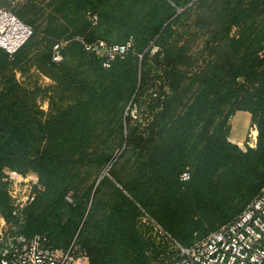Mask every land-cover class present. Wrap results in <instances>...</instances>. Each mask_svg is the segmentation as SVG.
Instances as JSON below:
<instances>
[{
    "label": "trees",
    "instance_id": "1",
    "mask_svg": "<svg viewBox=\"0 0 264 264\" xmlns=\"http://www.w3.org/2000/svg\"><path fill=\"white\" fill-rule=\"evenodd\" d=\"M68 1L75 15L95 13L106 2L124 10L102 14V26L110 20L103 28L129 33L106 40L133 35L135 45L106 67L76 39L98 40L99 21L83 22L80 31L71 23L40 31L16 12L34 33L13 54L0 47V212L17 231L42 234L53 246L76 239L87 264H166L177 241L144 221V213L173 224L178 242L188 246L234 220L264 186V0ZM190 2L199 6L200 28L189 33L205 39L198 53L190 41L176 47ZM70 32L82 50L81 67L52 56L54 44ZM41 35L47 44L40 68L52 82L28 85L18 71H25ZM196 77L199 89L182 87V79ZM239 110L249 111L259 129L257 146L247 150L230 140L229 120ZM133 151L141 164L127 179L115 165ZM111 163L113 178L101 177ZM7 168L36 173L44 186L20 214L4 178ZM186 169L189 179L182 178ZM175 204L192 215L187 229L168 216Z\"/></svg>",
    "mask_w": 264,
    "mask_h": 264
},
{
    "label": "built area",
    "instance_id": "2",
    "mask_svg": "<svg viewBox=\"0 0 264 264\" xmlns=\"http://www.w3.org/2000/svg\"><path fill=\"white\" fill-rule=\"evenodd\" d=\"M10 1L16 3V0ZM90 17L94 23L99 21L97 14L90 13ZM33 33V26L0 0V47L13 54ZM76 39L85 50L102 57L106 67L126 55L135 45L133 35L123 42L89 41L81 35ZM67 43L66 39H61L54 44L52 56L55 61L64 60ZM258 135L257 123L251 122L242 148L247 150L257 146ZM190 176L188 170L182 173L183 179ZM4 178L9 182L15 214H20L44 187L35 173L25 174L7 168ZM68 198L72 200L70 196ZM87 259L86 249L76 239L67 247L53 246L42 234L28 236L17 231L0 212V264H86ZM166 264H264V186L234 220L224 223L192 245L177 242V252Z\"/></svg>",
    "mask_w": 264,
    "mask_h": 264
},
{
    "label": "rangeland",
    "instance_id": "3",
    "mask_svg": "<svg viewBox=\"0 0 264 264\" xmlns=\"http://www.w3.org/2000/svg\"><path fill=\"white\" fill-rule=\"evenodd\" d=\"M4 3H6L7 6L11 7L15 12L21 11L25 14V18L28 21H32L35 26L40 28V31L46 30L52 23H55L58 26H62L59 24H65L70 23L75 30L80 31V29L83 27V22H87L91 20L90 14L87 15H75L73 8V3H69L68 0H16V3H12L10 0H4ZM107 5L101 7L97 6L93 9L94 14H97L99 17V22H102V14L103 16H110L112 13L111 10H114L112 4L110 2H106ZM129 6L133 5L132 3H128ZM73 5V6H72ZM189 6L192 5L193 9L191 10V17L186 16L184 17L183 21L184 24L180 26V30H185L184 27H187L186 30L184 31V34L180 36V39L178 38L176 42V47H182V44L186 41H190L189 43L191 46L194 48L195 53H198L200 51V48L204 46L205 44V39L201 37V33H197V37L195 35H190L189 31L190 29H194L195 27L196 31L199 30L200 24L196 22V19L194 18V15H197V11L199 10L198 5H194V2L188 3ZM93 7V6H91ZM119 9V8H118ZM184 8L179 6L178 12L183 11ZM117 13H125L124 10H114ZM197 13V14H196ZM112 15V14H111ZM110 20H104L103 23L104 26L101 24L98 27L99 31V39H108L112 41H121L126 38V36L129 34L127 31H124L125 28H103L105 27V24L108 25V22ZM111 23V22H110ZM109 23V25H110ZM82 25V26H81ZM71 32L64 34L63 39H66L68 41L67 46L65 48V58L63 62L65 64L73 65L74 67H81L83 66L82 64V50L80 46L71 40ZM40 44H37L30 49V56L27 59L26 62L23 63V67L25 69L24 72L18 71V77L21 80H27V84L31 85L33 81L38 79V82L42 86H46L48 84H51L52 80L50 81L51 78L46 76L41 68L40 64H42V56H45L44 54V47L47 44V40L45 37H42V35L39 38ZM187 43V42H186ZM187 43V44H189ZM157 46L152 47V51L157 50ZM215 58V55H210L207 57V61L212 64L213 60ZM82 64V65H81ZM211 66V65H209ZM26 78V79H25ZM181 85L184 89H187L190 87V89H199V87L202 85L199 78L196 77L195 82L189 81L187 78H184L181 80ZM41 106L45 109H49V100L48 99H43L40 101ZM133 112L136 113L135 107L133 108ZM229 123L231 125V134L239 137L241 139L247 138L249 127L251 124V114L249 111L246 110H239L237 111L233 117L230 118ZM125 146L117 147L116 148V153H117V159L122 155V151L124 150ZM130 159L129 157L125 158L123 157L120 161H118V164L115 166H120L119 170L125 178L128 179V176L131 175L133 169L135 166H139L141 162H139L138 155L136 153L131 152L130 153ZM116 159V160H117ZM109 168H104L103 171L101 172V177H104V175H110V177L113 178L111 174V170L114 166V163H111L110 165L108 164ZM190 173V169H186ZM33 173V172H31ZM36 174V173H35ZM101 179V178H100ZM90 181V180H89ZM120 188H123L124 191L126 190L125 187L121 182H119L117 179L114 180ZM91 182V181H90ZM107 189V188H106ZM111 197L108 198V202H110ZM140 207L143 209L146 207L143 206L140 202H138ZM165 204V203H164ZM164 208V205L161 207V209ZM154 214V213H153ZM155 215V214H154ZM156 216V215H155ZM172 220L174 224L179 225L180 228H188V225L191 223L192 215L191 213L188 212V210H184L182 207L178 206L175 204V206L172 207L171 211L169 212L168 215ZM143 220L153 224L155 226V230H158V232L162 234H167L169 238H171L174 242H178L179 240L176 238V235L174 231L172 230V225L173 224H168L166 225L165 223H162L158 221L152 214L149 212L144 213L142 216ZM121 252V251H119ZM87 264V263H86Z\"/></svg>",
    "mask_w": 264,
    "mask_h": 264
},
{
    "label": "crops",
    "instance_id": "4",
    "mask_svg": "<svg viewBox=\"0 0 264 264\" xmlns=\"http://www.w3.org/2000/svg\"><path fill=\"white\" fill-rule=\"evenodd\" d=\"M50 81H51V79H50ZM251 114V113H250ZM230 140L231 141H233L234 143H237V144H239V146L242 148V146H243V144L246 142V138L245 139H241V138H239V137H236V136H234V135H232L231 133H230ZM243 149V148H242ZM244 150V149H243Z\"/></svg>",
    "mask_w": 264,
    "mask_h": 264
}]
</instances>
